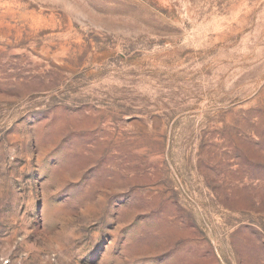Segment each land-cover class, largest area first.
Segmentation results:
<instances>
[{
  "label": "rangeland",
  "instance_id": "rangeland-1",
  "mask_svg": "<svg viewBox=\"0 0 264 264\" xmlns=\"http://www.w3.org/2000/svg\"><path fill=\"white\" fill-rule=\"evenodd\" d=\"M0 264H264V0H0Z\"/></svg>",
  "mask_w": 264,
  "mask_h": 264
}]
</instances>
